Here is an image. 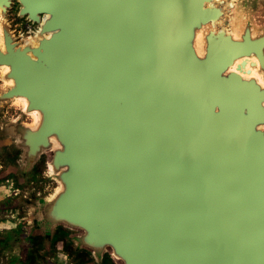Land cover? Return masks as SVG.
I'll list each match as a JSON object with an SVG mask.
<instances>
[{"label": "water", "instance_id": "obj_1", "mask_svg": "<svg viewBox=\"0 0 264 264\" xmlns=\"http://www.w3.org/2000/svg\"><path fill=\"white\" fill-rule=\"evenodd\" d=\"M17 3L0 183L20 264H264V0Z\"/></svg>", "mask_w": 264, "mask_h": 264}, {"label": "rangeland", "instance_id": "obj_2", "mask_svg": "<svg viewBox=\"0 0 264 264\" xmlns=\"http://www.w3.org/2000/svg\"><path fill=\"white\" fill-rule=\"evenodd\" d=\"M17 24L19 25L20 22H17ZM17 109L18 107L12 104L5 108V115L9 118L14 117L18 113ZM44 187V190L49 192L52 185ZM14 194L15 191H13L10 182L0 183V233L9 236L8 247L4 253L12 255L15 258V264H20L27 257L30 248L29 242L24 238L25 231L16 220V214L1 209L4 203L13 197ZM53 264H70V262L64 255L59 253L53 260Z\"/></svg>", "mask_w": 264, "mask_h": 264}, {"label": "flooded vegetation", "instance_id": "obj_3", "mask_svg": "<svg viewBox=\"0 0 264 264\" xmlns=\"http://www.w3.org/2000/svg\"><path fill=\"white\" fill-rule=\"evenodd\" d=\"M10 8L8 11V15L11 16L12 20H15V16L17 15V7H18V3L17 0H11V4H10ZM20 22V24L18 25L16 22V25L18 26V31H19V37L21 36V34L24 32H27V28H26V24H24L22 21H18Z\"/></svg>", "mask_w": 264, "mask_h": 264}, {"label": "bare ground", "instance_id": "obj_4", "mask_svg": "<svg viewBox=\"0 0 264 264\" xmlns=\"http://www.w3.org/2000/svg\"><path fill=\"white\" fill-rule=\"evenodd\" d=\"M0 42H1V39H0ZM251 75L256 76L260 80V82L264 85V81L262 80L261 76L256 73V71L252 70ZM5 85H8V83H5ZM16 104L23 106V103L21 100H16ZM32 118H33V120H35L34 116H32Z\"/></svg>", "mask_w": 264, "mask_h": 264}]
</instances>
